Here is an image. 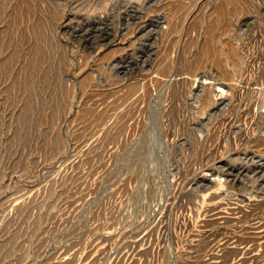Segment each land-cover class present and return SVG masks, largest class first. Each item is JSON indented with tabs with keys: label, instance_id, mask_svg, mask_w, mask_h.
<instances>
[{
	"label": "rangeland",
	"instance_id": "1",
	"mask_svg": "<svg viewBox=\"0 0 264 264\" xmlns=\"http://www.w3.org/2000/svg\"><path fill=\"white\" fill-rule=\"evenodd\" d=\"M228 1L0 0V264H264V0Z\"/></svg>",
	"mask_w": 264,
	"mask_h": 264
},
{
	"label": "bare ground",
	"instance_id": "2",
	"mask_svg": "<svg viewBox=\"0 0 264 264\" xmlns=\"http://www.w3.org/2000/svg\"><path fill=\"white\" fill-rule=\"evenodd\" d=\"M229 1L227 0V3H228ZM224 9H225V7L223 8V7H221L220 9H219V11H218V15L220 16V18L221 17H224ZM216 28H217V26L215 25V24H213V25H211L210 26V28H209V30H208V34H209V37H208V41H207V43H206V46H211L212 45V40H213V37H212V34H213V32H215V30H216Z\"/></svg>",
	"mask_w": 264,
	"mask_h": 264
}]
</instances>
